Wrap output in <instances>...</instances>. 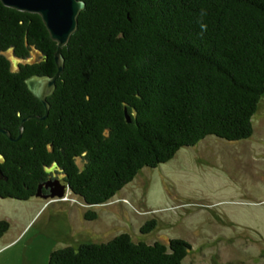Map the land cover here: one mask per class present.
<instances>
[{
	"label": "trees",
	"instance_id": "1",
	"mask_svg": "<svg viewBox=\"0 0 264 264\" xmlns=\"http://www.w3.org/2000/svg\"><path fill=\"white\" fill-rule=\"evenodd\" d=\"M84 1L62 48L64 71L47 98L48 116L26 120L13 140L24 118L46 112L26 79L56 74L57 42L39 14L0 0L1 198L38 197L40 184L62 174L87 205H103L182 147L209 135L229 142L253 135L264 95V0ZM9 49L40 59L13 69ZM155 225L145 221L141 232ZM9 229L0 219V238ZM191 248L182 238L147 243L124 232L55 249L49 264H184Z\"/></svg>",
	"mask_w": 264,
	"mask_h": 264
},
{
	"label": "rangeland",
	"instance_id": "2",
	"mask_svg": "<svg viewBox=\"0 0 264 264\" xmlns=\"http://www.w3.org/2000/svg\"><path fill=\"white\" fill-rule=\"evenodd\" d=\"M4 55L13 69L40 59L37 52L19 59L11 49ZM252 122L249 139L209 135L182 147L168 162L141 169L103 205H87L69 190L26 201L0 197V219L10 222L0 264H49L55 249L105 243L124 232L147 243L188 241L184 264H264V95ZM88 210L98 217L86 220ZM151 219L155 228L142 233Z\"/></svg>",
	"mask_w": 264,
	"mask_h": 264
},
{
	"label": "water",
	"instance_id": "3",
	"mask_svg": "<svg viewBox=\"0 0 264 264\" xmlns=\"http://www.w3.org/2000/svg\"><path fill=\"white\" fill-rule=\"evenodd\" d=\"M1 2L5 6L19 11L39 14L51 38L57 42L55 52L56 74L53 76L34 74L26 79L29 90L45 105V114L42 116L31 115L24 118L20 125L19 135L16 138H12L8 130H1L13 140H18L22 135L26 120L30 118L44 119L48 116L51 105L47 98L55 92L57 79L64 71L65 57H63L62 48L69 42L71 35L77 30L79 24L78 17L87 3L84 0H1ZM44 187L49 190L48 194L42 193ZM67 190L71 192L70 186L66 182L52 177L45 183L40 184L37 196L43 198L63 197Z\"/></svg>",
	"mask_w": 264,
	"mask_h": 264
},
{
	"label": "clouds",
	"instance_id": "4",
	"mask_svg": "<svg viewBox=\"0 0 264 264\" xmlns=\"http://www.w3.org/2000/svg\"><path fill=\"white\" fill-rule=\"evenodd\" d=\"M201 15H202V16L204 15L203 10H202ZM200 26H201L202 32H203V30H206V28H207V25L204 24L203 22H201V25H200Z\"/></svg>",
	"mask_w": 264,
	"mask_h": 264
},
{
	"label": "flooded vegetation",
	"instance_id": "5",
	"mask_svg": "<svg viewBox=\"0 0 264 264\" xmlns=\"http://www.w3.org/2000/svg\"><path fill=\"white\" fill-rule=\"evenodd\" d=\"M57 177V176H56ZM56 177H53V178H56Z\"/></svg>",
	"mask_w": 264,
	"mask_h": 264
},
{
	"label": "crops",
	"instance_id": "6",
	"mask_svg": "<svg viewBox=\"0 0 264 264\" xmlns=\"http://www.w3.org/2000/svg\"><path fill=\"white\" fill-rule=\"evenodd\" d=\"M3 237H4V236H3ZM3 237H2V238H3Z\"/></svg>",
	"mask_w": 264,
	"mask_h": 264
}]
</instances>
